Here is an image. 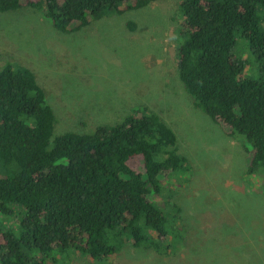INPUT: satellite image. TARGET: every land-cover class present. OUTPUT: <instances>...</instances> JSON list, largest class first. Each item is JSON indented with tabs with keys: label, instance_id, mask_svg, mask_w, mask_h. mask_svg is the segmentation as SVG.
Masks as SVG:
<instances>
[{
	"label": "trees",
	"instance_id": "obj_1",
	"mask_svg": "<svg viewBox=\"0 0 264 264\" xmlns=\"http://www.w3.org/2000/svg\"><path fill=\"white\" fill-rule=\"evenodd\" d=\"M156 1L0 0V14L32 9L57 31L75 33ZM179 14V79L196 108L249 145L246 172L253 175L264 167V0H181ZM246 53L259 65L254 77L247 76ZM56 124L34 74L6 64L0 264H57L69 252L106 262L127 244L160 256L184 247L181 211L166 187L190 165L160 116L137 108L92 133L54 137Z\"/></svg>",
	"mask_w": 264,
	"mask_h": 264
},
{
	"label": "rangeland",
	"instance_id": "obj_2",
	"mask_svg": "<svg viewBox=\"0 0 264 264\" xmlns=\"http://www.w3.org/2000/svg\"><path fill=\"white\" fill-rule=\"evenodd\" d=\"M180 1L109 14L75 33L57 31L32 9L0 14V70L20 64L34 74L57 119L54 137L92 133L145 108L175 132L190 165L166 187L185 225L183 248L160 256L127 244L113 260L69 252L57 264H264V167L247 174L249 145L213 123L184 89ZM245 55L254 77L259 65Z\"/></svg>",
	"mask_w": 264,
	"mask_h": 264
}]
</instances>
